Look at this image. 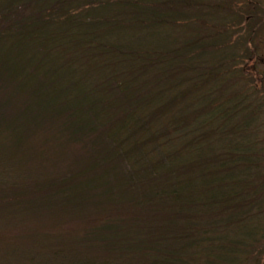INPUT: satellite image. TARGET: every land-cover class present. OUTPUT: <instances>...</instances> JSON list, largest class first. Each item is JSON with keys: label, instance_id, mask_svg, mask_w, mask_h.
Listing matches in <instances>:
<instances>
[{"label": "trees", "instance_id": "trees-1", "mask_svg": "<svg viewBox=\"0 0 264 264\" xmlns=\"http://www.w3.org/2000/svg\"><path fill=\"white\" fill-rule=\"evenodd\" d=\"M210 1L0 11V264H264L263 108Z\"/></svg>", "mask_w": 264, "mask_h": 264}, {"label": "rangeland", "instance_id": "rangeland-1", "mask_svg": "<svg viewBox=\"0 0 264 264\" xmlns=\"http://www.w3.org/2000/svg\"><path fill=\"white\" fill-rule=\"evenodd\" d=\"M11 1L12 0H0V11L3 10L4 6ZM205 1L208 3L210 0ZM256 1L257 0H211V4L212 2H220L222 4L227 3L232 8L229 7V9L225 8L224 11H216V8L210 5L209 9L212 10L211 13L208 9L203 8L199 10L200 12H197V14L205 17L207 25H211L212 28L220 27L225 30L229 27V30L224 31V33L227 32L225 33V35H227L224 36L223 40L224 42L228 41L230 38L229 36L232 35L233 44H231L230 47H226L227 54L232 56V58L228 56L224 66L227 69L232 67V74L230 73L229 75H233L240 79L238 83L231 86V92H236L238 90V92H240V90H244L251 95L252 99L255 100L258 97L261 101L263 115L257 121L256 126L258 125L259 128H257L256 133L258 141L264 143V78L260 79L259 77V75L264 73V64L261 65V60L259 59L260 56L264 57V24L256 22L254 18L252 19V17L249 18V20L246 19L247 16L254 15V6ZM187 15H189V17H194L196 14L194 11L193 13L188 12ZM188 23L194 26H190V24L188 27L180 25V27L178 26L177 28H172L170 33L168 32V34L162 36L165 46L178 47L185 39L191 40L197 32L198 26L196 20H190ZM187 49H189V47ZM254 55L257 58V67L255 68H253L252 65L255 60H251ZM195 57L196 56H191V54H189L186 59H182L186 62L184 64L189 68L190 65L188 61L192 59L195 60ZM198 58L199 60H203V57L201 58V56ZM217 58H219V56ZM178 61L179 60H177V62ZM183 71L184 70L176 74V78L183 79L186 74ZM184 87H186V85H179V88L183 89ZM5 161L10 162L7 164H11L13 162L11 159ZM261 168L258 172V176L264 175V166Z\"/></svg>", "mask_w": 264, "mask_h": 264}, {"label": "flooded vegetation", "instance_id": "flooded-vegetation-1", "mask_svg": "<svg viewBox=\"0 0 264 264\" xmlns=\"http://www.w3.org/2000/svg\"><path fill=\"white\" fill-rule=\"evenodd\" d=\"M254 15H251V16H247L246 19L249 20V18L252 17V19L254 18V20L258 23H263L264 24V0H257L256 1V4L254 6ZM257 9V10H256ZM261 60V65L264 64V57L260 56L259 58ZM252 61H254V63L252 64L253 65V68L257 67V58L256 56L254 55L252 58H251ZM264 71V70H263ZM260 79H263L264 78V73L259 75Z\"/></svg>", "mask_w": 264, "mask_h": 264}]
</instances>
